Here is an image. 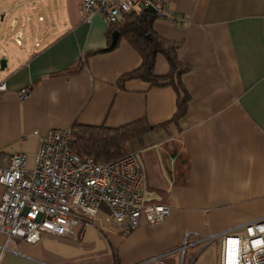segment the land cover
<instances>
[{
	"label": "crops",
	"instance_id": "crops-1",
	"mask_svg": "<svg viewBox=\"0 0 264 264\" xmlns=\"http://www.w3.org/2000/svg\"><path fill=\"white\" fill-rule=\"evenodd\" d=\"M0 9L1 21L8 17L0 36L18 46L0 55V166L21 152L32 169L49 128H117L146 117L158 128L133 143L144 196L171 207L163 221L142 219L131 230L103 209L79 237L43 234L28 243L0 233V264H138L180 246L187 231L204 236L264 217V0H164L174 19L157 17L154 31L180 43L189 67L182 80L190 100L178 122L171 86L119 83L141 58L124 38L106 49L109 24L101 14L83 20L81 0H0ZM168 70L158 55L155 74ZM202 250L189 247L186 260Z\"/></svg>",
	"mask_w": 264,
	"mask_h": 264
},
{
	"label": "built area",
	"instance_id": "built-area-1",
	"mask_svg": "<svg viewBox=\"0 0 264 264\" xmlns=\"http://www.w3.org/2000/svg\"><path fill=\"white\" fill-rule=\"evenodd\" d=\"M141 6L152 7L157 17L174 19L165 11L164 0H81V17L89 22L93 15L101 14L112 24L121 14ZM5 89V83L0 82V92ZM29 92V86L23 87L19 96ZM71 138V128H49L40 135L32 169L26 167V155L21 152L13 153L7 164L0 166L4 188L0 233L6 235V241L35 243L43 234L79 237L101 209L107 210V219L130 230L142 219L157 223L169 215L168 204L146 200L144 173L135 151L96 162L71 150ZM238 229L244 233H233ZM216 240H220L219 264H264V217L204 236L187 231L180 246L138 264L162 262L174 253L177 264H194L199 253L187 261L188 248L199 246L202 250Z\"/></svg>",
	"mask_w": 264,
	"mask_h": 264
},
{
	"label": "trees",
	"instance_id": "trees-1",
	"mask_svg": "<svg viewBox=\"0 0 264 264\" xmlns=\"http://www.w3.org/2000/svg\"><path fill=\"white\" fill-rule=\"evenodd\" d=\"M156 18L155 12H150L148 8L142 6L129 13H123L116 23L109 24L107 38L110 43L112 32L117 30L118 40L124 38L141 58L140 65L121 75L119 83L134 78L153 86H171L177 94L176 111L172 120L178 122L186 114L190 100L182 80L183 74L189 70V67L179 60L180 43L169 41L154 31L153 23ZM101 50L91 51L89 54ZM158 55H163L169 66L168 72L161 76L156 75L154 71ZM81 67L82 64L61 73L76 72ZM156 128L158 126L150 125L146 117L117 128L74 123L71 127L70 148L81 156L93 157L96 162L110 161L127 154L133 140L142 139Z\"/></svg>",
	"mask_w": 264,
	"mask_h": 264
},
{
	"label": "rangeland",
	"instance_id": "rangeland-1",
	"mask_svg": "<svg viewBox=\"0 0 264 264\" xmlns=\"http://www.w3.org/2000/svg\"><path fill=\"white\" fill-rule=\"evenodd\" d=\"M41 2H43V0H41ZM43 5H47V4H43ZM3 10L5 11V9H2V10L0 9V33H2V31L6 30L7 26H8V17L7 16L3 19V21H1V17L3 16V13H4ZM16 48H18V46L13 41L9 40V38L7 39L6 36H4V35H3V37L0 36V55H1V51H2V52H4V55H6L7 57H10L16 51ZM134 141H138V140H133L130 143L129 152L135 150L133 148ZM101 210H103V209H101ZM105 211H107V210L105 209ZM241 233L243 234L244 231H242ZM217 241L220 242V240H216L213 243L209 244L207 247H205V249L202 250V252L198 256V258L194 264H219L220 245ZM198 251H200V250H198ZM198 251L196 253H198ZM149 264H156V263H149ZM170 264H174V263H170ZM175 264H177V262Z\"/></svg>",
	"mask_w": 264,
	"mask_h": 264
},
{
	"label": "water",
	"instance_id": "water-1",
	"mask_svg": "<svg viewBox=\"0 0 264 264\" xmlns=\"http://www.w3.org/2000/svg\"><path fill=\"white\" fill-rule=\"evenodd\" d=\"M148 10L150 12H154V9L152 7H148ZM118 38H119V32L117 30L113 31L112 34H111L110 43L106 47V49H112L116 45V43L118 41ZM5 67H6V58L5 57H1L0 58V70H3Z\"/></svg>",
	"mask_w": 264,
	"mask_h": 264
}]
</instances>
